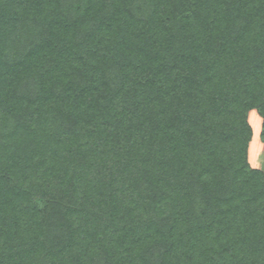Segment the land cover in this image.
I'll return each instance as SVG.
<instances>
[{
	"label": "trees",
	"instance_id": "trees-1",
	"mask_svg": "<svg viewBox=\"0 0 264 264\" xmlns=\"http://www.w3.org/2000/svg\"><path fill=\"white\" fill-rule=\"evenodd\" d=\"M264 0H0V264H264Z\"/></svg>",
	"mask_w": 264,
	"mask_h": 264
},
{
	"label": "rangeland",
	"instance_id": "rangeland-1",
	"mask_svg": "<svg viewBox=\"0 0 264 264\" xmlns=\"http://www.w3.org/2000/svg\"><path fill=\"white\" fill-rule=\"evenodd\" d=\"M248 120L253 129V136L249 145V162L252 167L264 170V141L259 135L262 128V117L256 110H251L248 113Z\"/></svg>",
	"mask_w": 264,
	"mask_h": 264
}]
</instances>
